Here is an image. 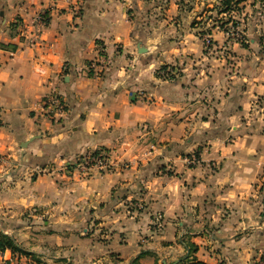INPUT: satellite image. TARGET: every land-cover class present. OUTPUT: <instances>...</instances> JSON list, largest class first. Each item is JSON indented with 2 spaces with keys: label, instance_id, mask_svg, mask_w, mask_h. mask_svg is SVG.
<instances>
[{
  "label": "crops",
  "instance_id": "0c3cea01",
  "mask_svg": "<svg viewBox=\"0 0 264 264\" xmlns=\"http://www.w3.org/2000/svg\"><path fill=\"white\" fill-rule=\"evenodd\" d=\"M195 17L196 0H0V232L41 264H179L186 244L204 264L260 261L264 113L249 117L264 87L217 70ZM53 90L68 112L51 122ZM100 149L128 167L71 168Z\"/></svg>",
  "mask_w": 264,
  "mask_h": 264
},
{
  "label": "rangeland",
  "instance_id": "374dc122",
  "mask_svg": "<svg viewBox=\"0 0 264 264\" xmlns=\"http://www.w3.org/2000/svg\"><path fill=\"white\" fill-rule=\"evenodd\" d=\"M220 2L221 0H196V19L194 18L192 26L206 49V55L214 60L217 70H223L222 74L235 77L247 73L258 74V82H261L264 87V0H232L230 9L226 12H219L217 9L221 7ZM189 3L186 4L189 5ZM218 32L223 33L225 38L223 41L217 40ZM206 37L211 40L209 45L204 41ZM255 38H261V40L255 41ZM236 44L244 49L242 61L245 65H241L243 62L241 61L240 64V60H237L233 48ZM244 44L247 47H244ZM221 61L225 65L221 66ZM262 90L261 95L252 104L256 112L260 114L254 112L249 117V119L252 118L251 122L253 120L255 122L256 117L264 113V88ZM192 262L193 258L189 257L185 258L181 264H192ZM29 264L37 263L29 260Z\"/></svg>",
  "mask_w": 264,
  "mask_h": 264
},
{
  "label": "built area",
  "instance_id": "2783aa9c",
  "mask_svg": "<svg viewBox=\"0 0 264 264\" xmlns=\"http://www.w3.org/2000/svg\"><path fill=\"white\" fill-rule=\"evenodd\" d=\"M77 13H79L78 8L76 9ZM47 22V17L44 13H40L36 15L34 18V25L36 27V32L39 33L42 28L45 27ZM207 45L211 43L209 37H206L205 40ZM97 68V64L95 62H91L87 69L88 71L94 70ZM157 75L159 78L163 80H173L176 77V71L172 67L165 66L161 67ZM131 96L134 98H140V94L131 93ZM42 115L48 119V121L54 122L58 121L60 118L66 116L68 112V104L66 100L62 97L59 91L53 90L51 93L46 95L41 102ZM153 148L151 149V151ZM147 155H150V152H147ZM4 157L0 155V161H3ZM188 164L194 166L198 163V158L196 154H192L187 159ZM128 167V163L124 161L116 160L110 152L107 150H96L87 152L81 156H79L71 166V168L84 176H90L94 173H107L116 171L118 168L126 169ZM130 206L136 209H142L143 205L141 203L135 202L131 203ZM160 218V217H159ZM158 218V219H159ZM258 264H264V254H262L260 261Z\"/></svg>",
  "mask_w": 264,
  "mask_h": 264
},
{
  "label": "trees",
  "instance_id": "16d2710c",
  "mask_svg": "<svg viewBox=\"0 0 264 264\" xmlns=\"http://www.w3.org/2000/svg\"><path fill=\"white\" fill-rule=\"evenodd\" d=\"M231 1L232 0H221L220 2L221 7H217L219 12L228 11L230 9ZM254 40L259 42L261 38H255ZM243 46L247 47L245 44ZM164 68L165 66L163 67V69ZM186 249H187V254L185 258H189V257L193 258L192 264H204L203 262L196 261V257L194 256V253L196 252L195 245L186 244ZM5 251H10L13 255L30 257L37 264H41V262L37 259V256L35 254L28 252L24 250L23 248H21L13 237L0 232V252H5ZM183 260H181L179 264H181Z\"/></svg>",
  "mask_w": 264,
  "mask_h": 264
}]
</instances>
